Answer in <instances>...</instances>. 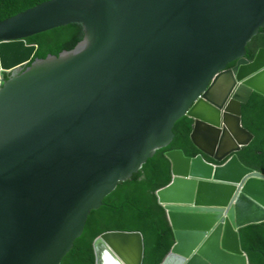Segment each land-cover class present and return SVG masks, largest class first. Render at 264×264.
<instances>
[{"label":"water","instance_id":"obj_1","mask_svg":"<svg viewBox=\"0 0 264 264\" xmlns=\"http://www.w3.org/2000/svg\"><path fill=\"white\" fill-rule=\"evenodd\" d=\"M70 23L73 48L30 61L29 36ZM263 27L264 0H45L0 20V264H60L185 116L200 154L166 153L161 264H250L241 229L264 222V173L237 153L254 139L242 106L264 96V48L246 58ZM110 234L139 236L143 264V235L124 231L94 241L96 264Z\"/></svg>","mask_w":264,"mask_h":264},{"label":"trees","instance_id":"obj_2","mask_svg":"<svg viewBox=\"0 0 264 264\" xmlns=\"http://www.w3.org/2000/svg\"><path fill=\"white\" fill-rule=\"evenodd\" d=\"M42 1L45 0H0V20ZM82 37L81 23H70L29 36L27 42L37 45L30 61L69 50ZM260 48H264V27L247 44L246 58L252 60ZM4 77L8 78L9 73ZM193 123V119L187 116L179 119L173 127L175 137L172 142L157 150L139 172L120 182L103 200L102 206L90 213L82 236L75 240L60 264H96L94 241L116 231L140 232L145 246L143 264L162 263L175 238L166 210L158 202L155 192L172 180L171 162L166 157L168 151L181 149L189 157L200 154L191 140ZM242 124L254 139L237 153L238 157L245 166L264 173V96L254 92L248 103L242 106ZM206 159L215 162L207 156ZM241 245L250 264H264V222L242 228Z\"/></svg>","mask_w":264,"mask_h":264},{"label":"bare ground","instance_id":"obj_3","mask_svg":"<svg viewBox=\"0 0 264 264\" xmlns=\"http://www.w3.org/2000/svg\"><path fill=\"white\" fill-rule=\"evenodd\" d=\"M99 264H138L140 239L137 235L110 234L96 245Z\"/></svg>","mask_w":264,"mask_h":264},{"label":"crops","instance_id":"obj_4","mask_svg":"<svg viewBox=\"0 0 264 264\" xmlns=\"http://www.w3.org/2000/svg\"><path fill=\"white\" fill-rule=\"evenodd\" d=\"M215 163V162H214Z\"/></svg>","mask_w":264,"mask_h":264}]
</instances>
